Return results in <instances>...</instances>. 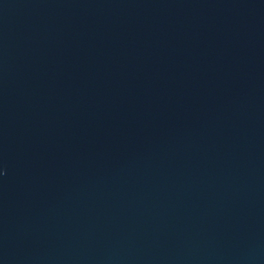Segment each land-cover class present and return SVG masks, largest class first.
<instances>
[{"label":"water","instance_id":"95a60500","mask_svg":"<svg viewBox=\"0 0 264 264\" xmlns=\"http://www.w3.org/2000/svg\"><path fill=\"white\" fill-rule=\"evenodd\" d=\"M0 264H264V0H0Z\"/></svg>","mask_w":264,"mask_h":264}]
</instances>
